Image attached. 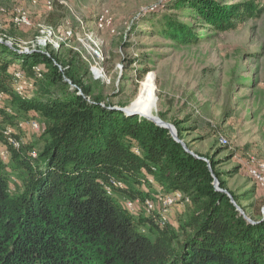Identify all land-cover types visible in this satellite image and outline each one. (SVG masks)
<instances>
[{
    "label": "trees",
    "instance_id": "obj_1",
    "mask_svg": "<svg viewBox=\"0 0 264 264\" xmlns=\"http://www.w3.org/2000/svg\"><path fill=\"white\" fill-rule=\"evenodd\" d=\"M221 4L186 0L174 8L217 34L260 14L249 3ZM159 22L175 43L200 41L173 17ZM13 46L15 58L0 47V148L8 158H0V264H264V220L258 210L253 218L240 206L253 224L239 213L212 157H194L168 130L92 99L77 57L65 62L47 49L23 54ZM16 71L33 85L23 96L13 88ZM37 116L38 150L14 130ZM151 187L187 201L177 227L139 207L152 201ZM118 199L137 202L134 211Z\"/></svg>",
    "mask_w": 264,
    "mask_h": 264
},
{
    "label": "rangeland",
    "instance_id": "obj_2",
    "mask_svg": "<svg viewBox=\"0 0 264 264\" xmlns=\"http://www.w3.org/2000/svg\"><path fill=\"white\" fill-rule=\"evenodd\" d=\"M179 1L186 0H0L4 39L0 42L10 39L16 48L42 50L36 44L40 30L51 27L47 52L65 62L78 58L83 82L91 85L90 97L112 109L130 108L144 77L153 73L154 117L175 131L176 122L188 151L213 158L226 182V195L233 201L230 192L238 197L239 205L234 203L253 224L245 212L253 215L258 210L264 220V184L249 173L264 175V0H214L221 5L249 3L260 13L222 34L193 20L187 10H176ZM168 17L188 27L200 41L196 45L171 41L159 24ZM0 47L16 57L11 47ZM95 48L99 56L93 53ZM33 120H19L14 129L28 145H35L44 128L40 117ZM223 137L226 144L220 141ZM19 145L14 142V148ZM0 158L8 159L2 148ZM217 184L219 188L218 180ZM151 192L152 201L139 206L143 213L156 212L162 225L177 227L185 218L187 201L178 194L163 197L159 191ZM119 201L131 211L137 203Z\"/></svg>",
    "mask_w": 264,
    "mask_h": 264
},
{
    "label": "bare ground",
    "instance_id": "obj_3",
    "mask_svg": "<svg viewBox=\"0 0 264 264\" xmlns=\"http://www.w3.org/2000/svg\"><path fill=\"white\" fill-rule=\"evenodd\" d=\"M23 15L25 16V14H23ZM51 31H52L51 27H44L43 29H41L40 30L41 37L38 38L36 44L41 45V47H43L44 49L50 48V42H49L50 39L49 38L51 35ZM1 40H3V39L1 38L0 41ZM9 41H10L9 44H14L10 39H9ZM31 48H32V46H31ZM18 49H20V48H18ZM29 49L30 48L27 49V47H23V49H20V50H24V52H31L32 50H29ZM93 53L96 56H99V52H98L97 48H95L93 50ZM36 73L37 74L39 73L38 69H36ZM13 76H14L13 88H14V91L16 93L21 95L24 93V91L28 87H31V83L28 81V79H26L24 77V74L21 71H16ZM155 90H156L155 75L153 73H147V75L144 77L143 81L140 84V88L138 90V93H137L134 101L132 102L130 108L126 109L127 112L128 113H134V114H137V115H139L141 117H145V118H153L154 117V111L156 109V103H154ZM220 141L225 143V144L227 143V141H226V139H224V137L221 138ZM253 176L255 177V175H253ZM255 179H256V177H255ZM260 183L262 185L264 184V175L262 176V182H260ZM162 218L165 219L164 216H162ZM160 219H161V217H160Z\"/></svg>",
    "mask_w": 264,
    "mask_h": 264
},
{
    "label": "water",
    "instance_id": "obj_4",
    "mask_svg": "<svg viewBox=\"0 0 264 264\" xmlns=\"http://www.w3.org/2000/svg\"><path fill=\"white\" fill-rule=\"evenodd\" d=\"M4 45H6L7 47H11L10 46V44L9 43H4ZM12 48V47H11ZM15 50H17V51H19V52H23V53H28V52H24V51H21V50H19L18 48H15ZM33 51H31V52H29V53H32ZM69 85H71L70 84V82H68V81H66ZM74 87V86H73ZM114 110H117V111H120V112H122V113H124V114H126V115H136V114H134V113H128L127 112V110L125 109V108H115ZM143 118H145V117H143ZM146 120H148V121H151V122H153L154 124H156L157 126H159V127H161V128H164V129H166V130H168L169 131V134L171 135V137L176 141V142H178L186 151H188V149L186 148V145L181 141V140H179L178 139V137H177V133H176V131H175V129H174V127L171 125V124H169V123H165V122H163L161 119H159L158 117H153V118H145ZM190 154H192L194 157H197L196 155H194L192 152H190V151H188ZM214 187H215V189L216 190H220L219 188H218V184H217V180L214 178ZM225 194L227 193L226 191H223ZM231 202L233 203V205L236 207V209L239 211V213L240 214H243V212L236 206V204L234 203V201L233 200H231Z\"/></svg>",
    "mask_w": 264,
    "mask_h": 264
},
{
    "label": "built area",
    "instance_id": "obj_5",
    "mask_svg": "<svg viewBox=\"0 0 264 264\" xmlns=\"http://www.w3.org/2000/svg\"><path fill=\"white\" fill-rule=\"evenodd\" d=\"M249 173H251L252 175H255L256 179L259 182H262V174L258 173L256 170H249Z\"/></svg>",
    "mask_w": 264,
    "mask_h": 264
},
{
    "label": "crops",
    "instance_id": "obj_6",
    "mask_svg": "<svg viewBox=\"0 0 264 264\" xmlns=\"http://www.w3.org/2000/svg\"><path fill=\"white\" fill-rule=\"evenodd\" d=\"M153 193H156L159 189L157 187H152Z\"/></svg>",
    "mask_w": 264,
    "mask_h": 264
}]
</instances>
